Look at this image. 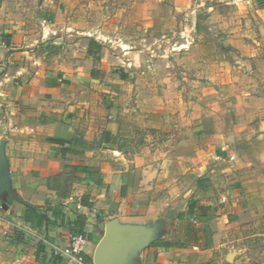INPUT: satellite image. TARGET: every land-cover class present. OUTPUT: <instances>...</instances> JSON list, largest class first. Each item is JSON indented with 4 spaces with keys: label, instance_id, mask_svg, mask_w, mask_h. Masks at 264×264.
Wrapping results in <instances>:
<instances>
[{
    "label": "crops",
    "instance_id": "obj_1",
    "mask_svg": "<svg viewBox=\"0 0 264 264\" xmlns=\"http://www.w3.org/2000/svg\"><path fill=\"white\" fill-rule=\"evenodd\" d=\"M76 9L0 0V264H79L65 254L79 217L86 264H258L229 230L264 236V32L231 57L185 48L179 70L176 39L151 64ZM128 124L168 141L132 161Z\"/></svg>",
    "mask_w": 264,
    "mask_h": 264
},
{
    "label": "rangeland",
    "instance_id": "obj_2",
    "mask_svg": "<svg viewBox=\"0 0 264 264\" xmlns=\"http://www.w3.org/2000/svg\"><path fill=\"white\" fill-rule=\"evenodd\" d=\"M66 1L78 5V23L82 30L92 27L95 32L103 30L110 37L122 38L136 52L144 51L151 64H155L154 60H157L156 47L167 51L171 48L170 37L176 39L178 48L182 50L200 49L202 44H208L209 48H221L231 57L229 52L236 48L239 40L253 43L249 37H242L243 34L264 32L255 21V11L264 9V0ZM204 34L210 36L203 38ZM261 47L264 48V45ZM185 51L177 57L179 70L188 63L191 65ZM180 73L182 74L179 72L178 76L183 78ZM159 75L167 77L164 73ZM123 133L120 149L130 153L132 161L137 157L145 159L156 141H168L166 134L159 136L132 124L125 125ZM260 221L264 224V218ZM254 235L253 226L243 229L234 227L229 230V247L249 249L250 256L254 255L250 258L258 261V264H264V236L253 237Z\"/></svg>",
    "mask_w": 264,
    "mask_h": 264
},
{
    "label": "trees",
    "instance_id": "obj_3",
    "mask_svg": "<svg viewBox=\"0 0 264 264\" xmlns=\"http://www.w3.org/2000/svg\"><path fill=\"white\" fill-rule=\"evenodd\" d=\"M85 200L83 201V203ZM55 214H57L55 212ZM58 215V214H57ZM48 218L45 214H42L39 210L29 209L25 213V221L30 223L33 228H39L43 223L47 222ZM86 218L79 217L75 222H71V230L74 236L82 235L84 236ZM49 223V222H48Z\"/></svg>",
    "mask_w": 264,
    "mask_h": 264
},
{
    "label": "built area",
    "instance_id": "obj_4",
    "mask_svg": "<svg viewBox=\"0 0 264 264\" xmlns=\"http://www.w3.org/2000/svg\"><path fill=\"white\" fill-rule=\"evenodd\" d=\"M87 245V239L85 236H74L71 239L70 246L65 249V254L69 258L70 262H77L79 264H86L84 259L85 247Z\"/></svg>",
    "mask_w": 264,
    "mask_h": 264
}]
</instances>
